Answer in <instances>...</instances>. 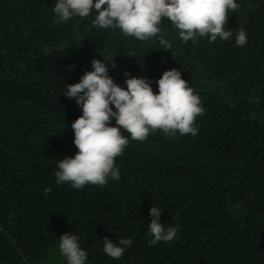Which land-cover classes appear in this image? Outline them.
Masks as SVG:
<instances>
[{
  "label": "trees",
  "instance_id": "16d2710c",
  "mask_svg": "<svg viewBox=\"0 0 264 264\" xmlns=\"http://www.w3.org/2000/svg\"><path fill=\"white\" fill-rule=\"evenodd\" d=\"M236 2L226 41L184 43L163 21L169 51L159 37L93 26L95 11L58 24L56 0H0V264H66L64 233L77 236L85 264H264V0ZM241 29L247 43L237 46ZM93 59L120 87L135 76L154 92L175 68L204 112L197 135L130 139L115 161L119 180L75 189L54 175L77 152L71 124L82 114L62 90ZM153 205L177 229L173 241L149 245ZM105 237L133 244L115 260L102 250Z\"/></svg>",
  "mask_w": 264,
  "mask_h": 264
},
{
  "label": "clouds",
  "instance_id": "9594fccd",
  "mask_svg": "<svg viewBox=\"0 0 264 264\" xmlns=\"http://www.w3.org/2000/svg\"><path fill=\"white\" fill-rule=\"evenodd\" d=\"M238 8L236 0H56L52 11L58 24L77 16L88 17L95 11L93 26L119 29L124 36L139 41L159 37L161 49L171 51V43L162 34L163 21L167 20L178 31L184 43H195L198 37H207L209 43L218 38L226 41L233 36L231 30L225 29L229 12L235 13ZM235 43H247L243 29L235 34ZM91 64L92 70L85 71L79 82L66 84L62 90L75 99L82 114L71 124L77 152L58 161L54 173L58 185L82 189L89 184L104 187L109 178L119 180L115 161L123 155L130 139L143 142L157 131L172 137L177 133L198 134L196 120L204 109L200 97L177 69L165 70L156 81L158 91L154 92L145 78L135 76H128L126 88L120 87L108 75L104 62L93 59ZM51 191L50 187L44 189L46 194ZM149 215V245L176 238L175 227L165 228L159 222L161 208L153 205ZM132 244L131 238H120L116 243L105 237L102 250L118 260ZM58 248L66 264H85L88 254L76 235H60Z\"/></svg>",
  "mask_w": 264,
  "mask_h": 264
}]
</instances>
